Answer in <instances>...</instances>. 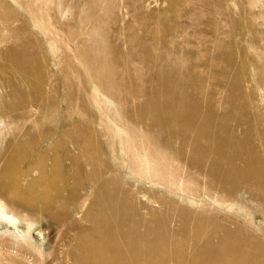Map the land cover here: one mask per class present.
<instances>
[{"label": "rangeland", "instance_id": "rangeland-1", "mask_svg": "<svg viewBox=\"0 0 264 264\" xmlns=\"http://www.w3.org/2000/svg\"><path fill=\"white\" fill-rule=\"evenodd\" d=\"M0 206V264H264V0H0Z\"/></svg>", "mask_w": 264, "mask_h": 264}, {"label": "bare ground", "instance_id": "bare-ground-1", "mask_svg": "<svg viewBox=\"0 0 264 264\" xmlns=\"http://www.w3.org/2000/svg\"><path fill=\"white\" fill-rule=\"evenodd\" d=\"M0 220H7V216L5 215L4 213V210H3V207L0 206ZM98 244V243H97ZM99 246V245H98ZM99 253V252H98ZM100 257V258H98ZM98 257L96 259H98V262L96 264H100V262H102V254L101 255H98ZM229 261V260H228ZM96 262V261H95Z\"/></svg>", "mask_w": 264, "mask_h": 264}]
</instances>
